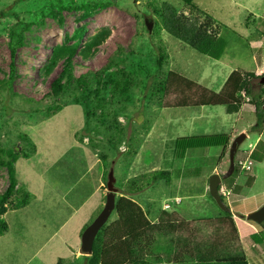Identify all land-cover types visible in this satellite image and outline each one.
Wrapping results in <instances>:
<instances>
[{"label": "rangeland", "instance_id": "1", "mask_svg": "<svg viewBox=\"0 0 264 264\" xmlns=\"http://www.w3.org/2000/svg\"><path fill=\"white\" fill-rule=\"evenodd\" d=\"M93 4L101 6L87 14ZM208 17L224 44L216 60L189 46ZM146 22H151V31ZM80 28L85 33L75 49L69 38ZM12 30L23 37L13 57ZM99 33H106L103 41L91 48V57L82 59L78 51ZM62 46L75 49L73 83L55 97L50 85L63 66L62 60L54 65L51 60ZM12 62L15 74L9 87ZM235 72L264 75V0H196L190 7L180 0H0V151L18 154L16 192L0 216L7 224L0 232V264H87L89 256L79 251L81 235L105 205L110 169L115 202H133L146 220L140 227L149 226L138 234L145 242L133 258L145 260L143 264H172L183 253L195 258L197 252L213 257L227 252L245 256L248 264H264V242L256 243L248 234L240 239L237 229L233 234L219 221L224 210L207 194L212 175L221 178L223 190L240 176L244 183L254 178L257 195L231 204L233 198L222 192L225 207L244 211L264 202V165L254 161L248 173L244 167L247 145L259 136L258 160L264 154L263 128L252 131L256 118L247 113L233 116L238 111L233 113L218 96L229 92L226 83ZM96 73L102 74L101 81H94ZM81 78L85 89L74 83ZM259 84V79L252 81L253 91ZM207 93L215 94L213 106L200 104L206 103ZM185 103L186 108L181 106ZM202 107L213 112V119L206 118L200 126L214 128L204 136L196 120L195 137H231L232 130L233 138L226 137L224 147L212 139L217 145L188 150L179 159L174 142L188 135L183 131L189 112L198 115ZM240 134L247 139L238 146L233 172L226 178L229 150ZM6 161L0 154V197L9 185ZM160 170L168 173V183L159 181L126 195L134 180L145 183ZM20 193L27 194V202L18 209L14 206L20 205ZM163 213L178 216V228L171 222L159 225ZM125 215L113 209L104 225L107 244L131 233L116 226ZM235 216L246 220L245 215ZM247 222L259 229L257 237L264 241V225ZM130 239H125L127 245Z\"/></svg>", "mask_w": 264, "mask_h": 264}, {"label": "trees", "instance_id": "2", "mask_svg": "<svg viewBox=\"0 0 264 264\" xmlns=\"http://www.w3.org/2000/svg\"><path fill=\"white\" fill-rule=\"evenodd\" d=\"M185 6H192L196 0H180ZM101 4H93L91 8H88V11L93 10V8H100ZM58 9H61L58 7ZM62 10V9H61ZM86 14V15H87ZM169 23L173 24L172 18L168 17L166 19ZM212 26V19L206 18L205 22H201V24L198 25L197 30L193 33L189 40V46L196 50L197 52L203 54V55H209L213 59H218L220 56V51L223 49L224 44L222 42H219L220 40L217 38V34L215 35L211 29ZM85 30L80 28L77 29L73 36L69 39L73 40L75 42V46L73 45V48H77L78 44L81 42V40L84 37ZM105 35L99 33L96 36H94L87 45L78 51L80 53V57L82 59H87L91 57V48H95L98 46L104 39ZM9 49L11 53V57L14 56L15 51L17 47L23 45V37L19 34L17 35L14 30L10 31L9 33ZM74 49V50H75ZM74 50L68 49L66 46H62L60 48H57L54 52L53 58L51 60L52 64L54 65L58 60H62V66L63 70L60 76H58L50 85V92L53 96L57 97L62 93V91L66 90L68 87V83H73L72 77L70 75L71 70V58L73 56ZM159 55V59L157 60V65L160 67L161 62H163V57ZM50 65V67H53V65ZM10 74L9 78L6 82V84L10 87L13 79H14V64L13 62L10 63ZM101 73H96L94 77V81H101ZM244 77V78H243ZM264 75L260 77H256L253 73H245L244 75L232 73V75L229 77L226 84H230V90L227 94H220L222 98L223 104L229 106L233 113L239 111L240 107L243 104H248L254 107L255 114H256V120L255 123L252 126V131L256 130H262L264 123V82L262 81V78ZM65 79V82H63ZM255 79L260 80V84L258 85L259 88L255 92L253 91L252 87V81ZM187 79L183 80V83H186ZM74 83H76L80 88L87 86L84 82V80L78 79L75 80ZM215 94H213L214 96ZM210 95V93H207L205 97H208L206 103L200 102V104L211 105L213 106L214 99L216 97H213ZM217 96V97H218ZM243 96V97H241ZM242 98H246V101H243ZM187 103H185V108ZM230 112V111H229ZM212 139H216L220 141L219 146H226L227 144V138L224 137H190V138H179L175 141L174 147L176 149L175 156L179 159L183 158L188 150L196 149V148H207L217 145L216 142L212 143ZM222 141V142H221ZM226 144H223L225 143ZM0 154H3L7 157V161L4 163L7 170V176L9 185L4 192V194L0 197V216L4 213V206L9 202L10 197L16 192L17 187V180L15 176V169H14V163L18 158V154L15 150H2L0 151ZM253 158V157H252ZM147 182L136 184V181H133L132 186H129L126 195L133 196L136 194V192L140 191L143 187L151 186L152 183H157L159 181H165L168 183L169 181V175L164 170L160 171H154L147 177ZM219 189V188H218ZM238 188H235L237 190ZM207 194L210 199L212 197L209 195L208 190ZM20 205L14 206L15 208L18 207L22 208L26 205L27 202V194L26 193H20ZM221 199L223 200V196L220 195ZM115 201V200H114ZM180 201V200H179ZM213 201V199H212ZM228 207V206H227ZM114 211L117 213L119 212L121 216L125 215L126 211L132 212V216L125 215L124 217H119V220L121 221L116 223V226L118 229L126 228L130 230L131 233L126 235L125 237H122V239L116 238L115 240L117 243H109L107 244L104 241L103 235H104V226L100 229L98 232L93 245H92V253L87 258V264H143L145 263V260L133 258V253L137 251V249L140 248V245L145 242V240L140 239L138 237V234L142 233L146 228L149 226H144L141 228V223L145 224L146 220L145 217L142 216V213H139V210L136 209V206L133 202L128 200L127 198H119L116 200L114 204ZM135 214V215H134ZM139 214V215H138ZM177 216V215H176ZM161 221H159V225H164L167 223H170L174 226L179 223L178 216L175 218L173 215L164 214L161 215ZM178 218V219H177ZM222 219H217L219 221H224L228 224L233 234H237L236 227L232 219V214L228 208V210L224 211V215L221 217ZM172 220V221H170ZM216 221V220H215ZM264 224H262L263 226ZM178 228V226H176ZM87 226L83 229L85 230ZM218 229V227H217ZM263 229V228H262ZM7 230V224L5 221H2L0 218V232L3 233ZM264 232V229L262 230ZM259 234V233H258ZM252 235L251 238L254 239L256 243L264 242L262 239L258 238L257 235ZM137 236V237H136ZM229 237V236H228ZM130 239V245H127V241L125 242V239ZM133 238V239H132ZM132 240V241H131ZM129 242V241H128ZM129 244V243H128ZM127 245V246H125ZM227 252H223L222 255L219 253L216 255H219L220 257H213V253L209 254H203L198 253L195 255V258L192 256L185 257V253H183V258L181 255L179 256L178 260L172 264H248L247 258L245 256L239 254V255H229L226 254ZM191 255V253H189Z\"/></svg>", "mask_w": 264, "mask_h": 264}, {"label": "crops", "instance_id": "3", "mask_svg": "<svg viewBox=\"0 0 264 264\" xmlns=\"http://www.w3.org/2000/svg\"><path fill=\"white\" fill-rule=\"evenodd\" d=\"M204 91H205V89H204ZM246 106H248V105H246L245 104V106H244V104L242 105V107H241V109L237 112V114H235V115H233V116H235V117H238L239 115H241V114H248V115H251L252 116V118H253V116H254V118H256V114H255V110H254V107L253 106H251V105H249V107L246 109ZM245 107V108H244ZM204 107H202V108H199V114L198 115H196L194 112H189V117H190V121H188L189 123H188V127L183 131V132H185V131H188L187 132V136H182V137H179V138H190V137H195V136H197L196 135V131H197V128H196V124H195V121L197 120L198 121V123H199V126H200V122L201 121H203V122H205V119L206 118H211V119H213V112H212V115H211V112H210V109H207V110H205V108L203 109ZM203 112H205V113H203ZM210 121V120H209ZM211 124V123H210ZM246 126H251L250 125V123L248 122V124L246 125ZM200 128H201V131L203 132V134H204V136H206V135H208V133H210V129L211 128H214L213 127V125H211V126H207V127H205V128H202L201 126H200ZM201 131H199V133H201ZM240 132H245V130L244 129H241V131ZM239 132V133H240ZM262 132L264 133V126H263V130L261 131V135H262ZM229 133H231L232 134V136L231 137H229V135H227L226 137L227 138H229L230 140H231V138H233V134H234V132L232 131V130H230V132ZM246 133V132H245ZM259 134V135H260ZM198 135H200V134H198ZM247 135V134H246ZM179 138H177V139H179ZM176 139V140H177ZM247 139V136L245 137V140ZM175 140V141H176ZM244 140V141H245ZM244 141H243V143H244ZM262 142L261 141V139H260V136L259 137H257L256 139H255V141H254V143H252V144H249V145H247L248 146V151L245 153L246 154V158H245V161L247 160V159H249V161L251 162V169H252V167H253V162L255 161H261V162H259L260 164H263L264 165V154H263V156H262V158H261V160H258V154H261V153H259L258 151H260L258 148H256L257 146V144H258V142ZM175 143V142H174ZM242 143V144H243ZM259 145V144H258ZM259 147V146H258ZM188 152V151H187ZM186 152V153H187ZM263 153H264V151H263ZM174 156H175V154H174ZM176 157V156H175ZM185 157V156H184ZM183 157V158H184ZM253 157V158H252ZM250 172H252V171H250ZM240 179H241V177L240 176H237V177H235L234 178V180H233V185H231L232 186V188H229L228 190H226V193L228 192V195H227V197H232L233 198V200H231V204H237V201H240V200H245V199H254V196L255 195H257V194H255V191H254V189H253V181H254V178H253V181L251 182V179L248 181V182H246V183H244V182H240ZM251 182V184H249ZM222 187V186H221ZM223 188V187H222ZM235 188H238L237 190H235ZM256 197V196H255ZM262 206H264V202H254L253 203V206H248L246 209H244V211H242V210H238V211H233L232 210V212H231V209H229L230 210V212H231V214H232V219L234 220V224H235V227H236V229L237 230H239L240 231V235H239V238L241 239V235H247L248 234V236H252V235H255V234H258V233H260L259 232V229L258 228H256L253 224H251V223H248L247 222V220H245V221H243L242 219H238V218H236V216H235V214H241V215H248V214H250V213H253V212H255V211H257L259 208H261ZM216 217V216H215ZM238 220V221H237ZM185 221V220H184ZM187 222V221H186ZM244 232V233H243ZM258 245H260V244H258ZM264 245V244H263Z\"/></svg>", "mask_w": 264, "mask_h": 264}, {"label": "water", "instance_id": "4", "mask_svg": "<svg viewBox=\"0 0 264 264\" xmlns=\"http://www.w3.org/2000/svg\"><path fill=\"white\" fill-rule=\"evenodd\" d=\"M146 28L148 31H151L152 24L151 22H146ZM264 81V77L262 78V81ZM245 140V135L240 134L235 140L232 142L230 150H229V169L226 173L225 177H229L230 174L233 172L234 168V155L237 151V148L243 141ZM113 170L110 169L108 173L106 188H107V196H106V202L104 207L102 208L101 212L98 214V216L92 221V223L84 230V232L81 235V243H80V253L84 256H90L92 253V245L93 242L100 231V229L106 224L107 220L109 219L115 204V189L113 188ZM221 182V178L218 175H212L209 179L208 184V193L212 197V199L215 201V203L220 207V209L226 211L228 210L223 200L220 197L219 194V185ZM246 220L251 221L253 223H256L258 225L264 224V206L259 208L257 211L250 213L246 215ZM264 229V227H263Z\"/></svg>", "mask_w": 264, "mask_h": 264}, {"label": "built area", "instance_id": "5", "mask_svg": "<svg viewBox=\"0 0 264 264\" xmlns=\"http://www.w3.org/2000/svg\"><path fill=\"white\" fill-rule=\"evenodd\" d=\"M244 163H245V166L244 167H245V170H246L245 172L248 173L250 171V169H251V162L249 160H246V162H244ZM175 202L179 203V201H175Z\"/></svg>", "mask_w": 264, "mask_h": 264}, {"label": "clouds", "instance_id": "6", "mask_svg": "<svg viewBox=\"0 0 264 264\" xmlns=\"http://www.w3.org/2000/svg\"><path fill=\"white\" fill-rule=\"evenodd\" d=\"M222 192H225V193H226V190H223V188L220 187V188H219V194L222 195ZM222 196H223V195H222ZM225 196H227V194H226Z\"/></svg>", "mask_w": 264, "mask_h": 264}]
</instances>
